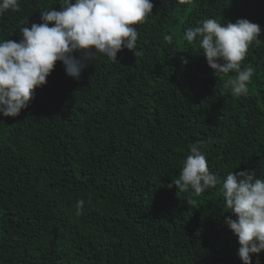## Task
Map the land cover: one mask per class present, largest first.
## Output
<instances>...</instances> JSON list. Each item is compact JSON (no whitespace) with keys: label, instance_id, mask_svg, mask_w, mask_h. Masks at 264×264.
<instances>
[{"label":"trees","instance_id":"1","mask_svg":"<svg viewBox=\"0 0 264 264\" xmlns=\"http://www.w3.org/2000/svg\"><path fill=\"white\" fill-rule=\"evenodd\" d=\"M152 2L135 25L141 55L97 56L79 79L57 61L19 116L0 114V264H242L221 185L199 196L169 185L197 141L221 181L264 179V0ZM19 5L0 15V42H19L59 0ZM208 18L261 26L241 62L254 69L247 96L183 39Z\"/></svg>","mask_w":264,"mask_h":264},{"label":"clouds","instance_id":"2","mask_svg":"<svg viewBox=\"0 0 264 264\" xmlns=\"http://www.w3.org/2000/svg\"><path fill=\"white\" fill-rule=\"evenodd\" d=\"M190 2L174 0L177 5ZM19 6V0H0V15L18 11ZM153 7L152 0H59V9L41 11V23L20 27L19 42H0V114L19 116L28 107L34 90L46 84L57 61L62 62L68 76L79 79L97 56L116 61L123 49L133 51L135 57L141 55L135 25L151 15ZM50 22L54 23L49 26ZM260 34L261 26L246 18L226 24L208 18L188 27L183 39L189 44L198 43L215 77L236 74L226 86L232 95L240 97L248 95L254 74L252 67L242 69L241 62L249 46L261 42ZM164 40L171 44L173 37L166 35ZM182 63L187 64V59L182 58ZM202 147L201 141L189 145L190 154L178 179L172 180L169 187L175 185L177 192L191 189L199 196L220 184L225 212L232 214L225 216V223L237 238V255L242 264H253V255L258 257L264 251V179L257 178L255 172L232 171L221 181L209 171ZM187 202L192 203L191 199ZM83 204V200L77 202L78 215Z\"/></svg>","mask_w":264,"mask_h":264}]
</instances>
